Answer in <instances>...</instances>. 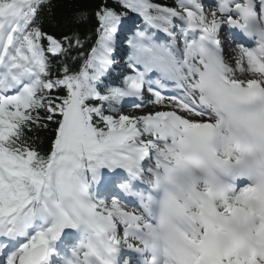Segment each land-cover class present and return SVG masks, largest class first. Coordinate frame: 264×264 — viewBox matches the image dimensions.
I'll list each match as a JSON object with an SVG mask.
<instances>
[{"label": "snow or ice", "instance_id": "6c2138e0", "mask_svg": "<svg viewBox=\"0 0 264 264\" xmlns=\"http://www.w3.org/2000/svg\"><path fill=\"white\" fill-rule=\"evenodd\" d=\"M93 17L0 0V264H264V0Z\"/></svg>", "mask_w": 264, "mask_h": 264}, {"label": "trees", "instance_id": "16d2710c", "mask_svg": "<svg viewBox=\"0 0 264 264\" xmlns=\"http://www.w3.org/2000/svg\"><path fill=\"white\" fill-rule=\"evenodd\" d=\"M98 2L99 0H53V12L55 14V19L53 20V26L46 25V27L48 28L49 31L56 32L57 35L61 34L62 32H67L70 30L78 32L82 38L86 35L88 39L85 42V47L88 48L92 45V43L96 38L94 33V29L96 27L95 18L93 17L91 20H89L88 23L79 26L69 25L66 23V21L72 15L74 10L83 8L91 12L96 8ZM156 2L162 4H168V5L175 4V0H156ZM57 24L59 25L58 27L55 26ZM121 50H122V54H118L117 52L118 58L126 54L127 51L126 44L123 43ZM119 66H124L123 61H121ZM115 71L118 73L122 71V69L120 70L117 67ZM41 136L43 141L41 144V148L43 150H46L48 147L47 135L41 134Z\"/></svg>", "mask_w": 264, "mask_h": 264}, {"label": "rangeland", "instance_id": "374dc122", "mask_svg": "<svg viewBox=\"0 0 264 264\" xmlns=\"http://www.w3.org/2000/svg\"><path fill=\"white\" fill-rule=\"evenodd\" d=\"M204 2H205L206 7H208L209 5H213V4H214V3H212V2H207V1H205V0H204ZM225 50H226V51H231V47L228 46V47L225 48ZM139 110H140V109H134V108H132V107H128V106H126V107L124 108V113H125V114H137ZM150 110H151V107H150ZM146 111H149V110H145V112H146ZM138 114H141V113H138ZM128 205H129V204H126V207H129ZM127 209L129 210V208H127ZM130 264H133L132 261H130Z\"/></svg>", "mask_w": 264, "mask_h": 264}, {"label": "bare ground", "instance_id": "6f19581e", "mask_svg": "<svg viewBox=\"0 0 264 264\" xmlns=\"http://www.w3.org/2000/svg\"><path fill=\"white\" fill-rule=\"evenodd\" d=\"M150 107H151V106H149L148 108H144V109H142V110L140 109V110L138 111V113L145 112V110H150ZM138 113H137V114H138ZM128 202H129V201H128ZM133 206L137 208V204H134V203H133Z\"/></svg>", "mask_w": 264, "mask_h": 264}]
</instances>
